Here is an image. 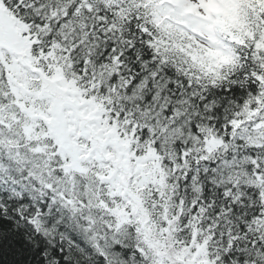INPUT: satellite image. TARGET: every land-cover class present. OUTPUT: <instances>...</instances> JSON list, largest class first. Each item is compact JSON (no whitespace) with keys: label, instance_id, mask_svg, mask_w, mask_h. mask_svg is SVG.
<instances>
[{"label":"snow or ice","instance_id":"snow-or-ice-1","mask_svg":"<svg viewBox=\"0 0 264 264\" xmlns=\"http://www.w3.org/2000/svg\"><path fill=\"white\" fill-rule=\"evenodd\" d=\"M0 264H264V0H0Z\"/></svg>","mask_w":264,"mask_h":264}]
</instances>
